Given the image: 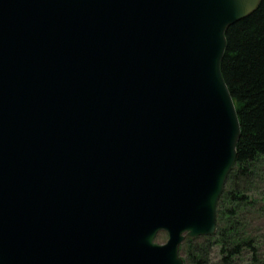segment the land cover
Masks as SVG:
<instances>
[{"label":"water","instance_id":"1","mask_svg":"<svg viewBox=\"0 0 264 264\" xmlns=\"http://www.w3.org/2000/svg\"><path fill=\"white\" fill-rule=\"evenodd\" d=\"M261 2L0 0V264H186L216 235L226 33Z\"/></svg>","mask_w":264,"mask_h":264},{"label":"trees","instance_id":"2","mask_svg":"<svg viewBox=\"0 0 264 264\" xmlns=\"http://www.w3.org/2000/svg\"><path fill=\"white\" fill-rule=\"evenodd\" d=\"M226 40L221 71L241 125L236 163L218 203L216 235L202 237L208 244L201 247L198 239L187 240L180 253L187 247L188 259L210 264L207 251L218 247L217 264H264V234H253L244 218L245 210L257 203L250 193L254 183L264 180V0L255 13L228 29Z\"/></svg>","mask_w":264,"mask_h":264},{"label":"rangeland","instance_id":"3","mask_svg":"<svg viewBox=\"0 0 264 264\" xmlns=\"http://www.w3.org/2000/svg\"><path fill=\"white\" fill-rule=\"evenodd\" d=\"M261 167L264 169V165H261ZM250 193L257 200V203L253 208L245 210L246 214H244V218H247L251 224L252 229L250 231L253 234H264V180L256 181ZM167 240L168 235L166 233H161L157 236L156 243L165 244ZM195 243L200 247L206 246L208 244L204 238H199L195 241ZM207 252L209 253L207 259L209 260L210 264H217L220 260L219 248L214 247L209 249ZM182 258L185 259L187 262L186 264H196V262L199 260V258H197V260L196 258L188 259L187 247H185L182 252Z\"/></svg>","mask_w":264,"mask_h":264}]
</instances>
